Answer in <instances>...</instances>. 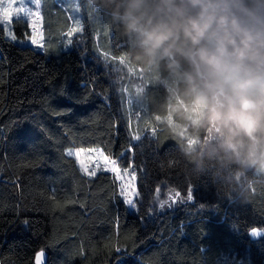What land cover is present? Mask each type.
Here are the masks:
<instances>
[{"label":"trees","instance_id":"1","mask_svg":"<svg viewBox=\"0 0 264 264\" xmlns=\"http://www.w3.org/2000/svg\"><path fill=\"white\" fill-rule=\"evenodd\" d=\"M81 4L84 38L72 47L58 0H43L44 50L0 24V264H36L42 250L47 264H264V169L198 171L208 133L174 111L179 77L133 55L106 0ZM13 30L22 38L29 26ZM100 51L125 56L119 75ZM72 146L132 163L137 209L111 173H83ZM232 180L249 188L246 203L226 192Z\"/></svg>","mask_w":264,"mask_h":264},{"label":"clouds","instance_id":"2","mask_svg":"<svg viewBox=\"0 0 264 264\" xmlns=\"http://www.w3.org/2000/svg\"><path fill=\"white\" fill-rule=\"evenodd\" d=\"M106 2L133 55L179 77L174 111L208 133L198 171L214 161L264 169V0ZM226 192L239 203L250 196L234 180Z\"/></svg>","mask_w":264,"mask_h":264},{"label":"snow or ice","instance_id":"3","mask_svg":"<svg viewBox=\"0 0 264 264\" xmlns=\"http://www.w3.org/2000/svg\"><path fill=\"white\" fill-rule=\"evenodd\" d=\"M28 3L29 0H0V24L8 26L9 31L7 33V36L11 40L15 41L16 36L14 32L11 31L12 21L15 19L18 22L26 23L30 27L32 34L27 37V41H19V44L23 45L27 42L32 46L44 49V32L42 28L43 18L38 11L40 0H30L31 5L34 6L36 10H33V7L26 6ZM77 31H82V27L79 26L78 21L75 22V26L67 33L68 44L72 43L71 36ZM100 56L103 57L105 63H107L108 61L116 62L114 71L118 75L123 71L122 66H124L125 63V56L114 57L105 51H100ZM121 79H123V77H121ZM120 91L122 94H124L127 92V89L125 87H121ZM127 110L131 114V108L127 107ZM137 118L139 119V117ZM159 119L161 118H155V120ZM150 123V121L146 122V124L149 125ZM155 131L156 129L153 127V134L155 133ZM134 139L139 140L140 136L134 135ZM84 152L94 154V156L88 157V159L91 161L92 170H89V164L85 163L83 159H79L80 170L89 177L96 176L97 171L111 173L114 180L120 182V194L122 196H125V202L128 205L134 206V199L129 197L137 196L138 192L135 187L136 175L131 165L128 168L121 169L118 161L115 158L111 157L110 155H106L102 149L98 148L69 151L68 155L80 158ZM175 196L179 197V193H176ZM187 199H193L191 191L188 192ZM166 203L167 201H161L160 207L163 208ZM251 231L254 234H259L261 232L260 229H252ZM116 251L119 252L121 250L117 248ZM37 264H40L39 257H37Z\"/></svg>","mask_w":264,"mask_h":264},{"label":"rangeland","instance_id":"4","mask_svg":"<svg viewBox=\"0 0 264 264\" xmlns=\"http://www.w3.org/2000/svg\"><path fill=\"white\" fill-rule=\"evenodd\" d=\"M58 1L65 8V10L67 12V15H68L67 17L70 20V24H68L66 27H63L61 29L60 34L63 37H65L66 39H68L67 33L70 31V29H72L75 26V22L76 21H78L79 22V26L82 27V31H77V32H75L71 36L72 43L69 44V45L67 44V45L70 46V47H72L74 45V41L75 42H82L83 41L82 39L84 38L83 37V34L85 32H84V24H83V21L84 20H83V14H82L83 13V8H82L83 5L81 4V1L82 0H58ZM42 4H43V0H40V6H39L38 11H39L40 15L43 18V24H42V28H43V32H44V41H43V44H45V42H46V39H45L46 38V32H45V23H44L45 17H43V15H42V10H43ZM26 6L33 7V10H36L34 8V6L31 5L30 0H29V3ZM14 20L12 21V25H11V31H13V32H14V30H13V22H14ZM5 27H6V30H7V33H8L9 28L6 25H5ZM31 34H32L31 33V29L29 27V31L26 32L25 37L17 38V36H16V40H18V41H27V37L29 35H31ZM24 44H29V43L26 42ZM36 48L37 49H40V50H44L45 49V48L44 49H41L39 47H36ZM168 120L171 123H174V120H173V118L171 116L168 117ZM91 148H98V149H102L104 151V149L102 147H100V146H87V147H84V146H81V147L72 146V147H68L67 148V152H69V151H75V150H79V149H91ZM104 153L106 155H108L105 151H104ZM89 156H94V154H91V153H88V152H84L81 155L80 158H77L76 156L75 157L77 158L78 162H79V159H83L85 161V163L89 164V170L91 171L92 170L91 169V161L88 159ZM111 157L115 158L118 161L119 166H120L121 169L128 168L131 165L132 169L135 172V175H136L135 187H136V190L138 192V195L135 196V197H129V198H133L134 199V206L133 205H128V206H129L130 209L136 210L137 209V199H138V196H139V186H138V180H139V178H138V172H137L136 168L134 167V165L132 163L129 164V165H122V163L119 162L118 157H115V156H111ZM98 172L99 171H97V173ZM120 187L121 186H120V182H119V188ZM123 197H124V199H126L125 196H123Z\"/></svg>","mask_w":264,"mask_h":264},{"label":"water","instance_id":"5","mask_svg":"<svg viewBox=\"0 0 264 264\" xmlns=\"http://www.w3.org/2000/svg\"><path fill=\"white\" fill-rule=\"evenodd\" d=\"M42 254V255H41ZM40 259V264H47V253L45 251H40L37 255ZM37 257H36V264H37Z\"/></svg>","mask_w":264,"mask_h":264}]
</instances>
